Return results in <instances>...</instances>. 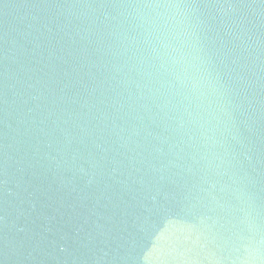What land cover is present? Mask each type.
<instances>
[{"label": "clouds", "instance_id": "obj_1", "mask_svg": "<svg viewBox=\"0 0 264 264\" xmlns=\"http://www.w3.org/2000/svg\"><path fill=\"white\" fill-rule=\"evenodd\" d=\"M5 8L13 21L50 33L54 25L70 45L76 107H60L47 135L59 131L65 149L74 142L73 161L94 171L139 173L142 183L176 189L161 222L171 217L178 227L147 264H202L190 253L216 238L227 255L215 264H264V180L241 160L264 119V0H23ZM217 17L231 37L227 52L209 37ZM18 34L14 26L5 33L11 47L0 73L6 163L17 162L35 124L20 107ZM23 157L44 169L55 161L38 148Z\"/></svg>", "mask_w": 264, "mask_h": 264}, {"label": "water", "instance_id": "obj_2", "mask_svg": "<svg viewBox=\"0 0 264 264\" xmlns=\"http://www.w3.org/2000/svg\"><path fill=\"white\" fill-rule=\"evenodd\" d=\"M22 2L0 0V73L9 63L3 59L11 47L5 33L14 26L19 32L18 90L21 100H26L20 107L25 118H34L35 124L23 137L29 144L21 145L16 163H6L0 149V264H147L178 227V221L171 217L161 222L176 189L167 180L142 183L139 173L125 176L120 171H94L79 156L73 161L74 142L65 149L59 131L54 133L55 139L47 135L60 107H76L72 103L76 85L70 45L67 37L61 39L55 32L54 25L50 33L42 24L13 21L5 5ZM29 23L34 26L29 28ZM209 24L214 46L227 52L231 37L219 18ZM4 83L7 81L0 76V86ZM49 140H53L51 147L46 143ZM252 141L251 150L247 156L241 155V160L252 178L264 180V119L256 125ZM25 148L29 156L38 148L41 157L48 153L55 161L47 169L29 167L23 157ZM56 161L60 162L58 167ZM210 191L220 196L217 189ZM203 244V248L194 246L190 253H198L202 264H215L217 258L223 260L227 255L219 238Z\"/></svg>", "mask_w": 264, "mask_h": 264}]
</instances>
